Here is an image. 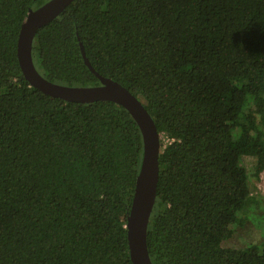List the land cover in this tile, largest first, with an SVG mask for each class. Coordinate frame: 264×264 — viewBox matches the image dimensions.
<instances>
[{
    "label": "trees",
    "instance_id": "obj_1",
    "mask_svg": "<svg viewBox=\"0 0 264 264\" xmlns=\"http://www.w3.org/2000/svg\"><path fill=\"white\" fill-rule=\"evenodd\" d=\"M45 1L0 0V264H132L142 134L115 102L66 101L25 79L20 28ZM81 43L160 133L152 263L264 264V241L224 245L260 202L250 173H264V0H75L38 30L37 70L100 84Z\"/></svg>",
    "mask_w": 264,
    "mask_h": 264
},
{
    "label": "water",
    "instance_id": "obj_2",
    "mask_svg": "<svg viewBox=\"0 0 264 264\" xmlns=\"http://www.w3.org/2000/svg\"><path fill=\"white\" fill-rule=\"evenodd\" d=\"M36 1L38 0H34ZM73 1L75 0H47L35 8L32 4L29 6L18 38L19 65L29 84L48 96L81 103L112 101L123 106L132 115L142 134L143 151L131 209L127 217L128 249L132 264H153L147 247V230L157 197L161 152L160 133L154 119L140 98L132 91L95 70L82 43L83 59L89 69L99 78L100 84L98 85L70 86L55 83L37 70L33 60V41L38 30L54 20Z\"/></svg>",
    "mask_w": 264,
    "mask_h": 264
},
{
    "label": "rangeland",
    "instance_id": "obj_3",
    "mask_svg": "<svg viewBox=\"0 0 264 264\" xmlns=\"http://www.w3.org/2000/svg\"><path fill=\"white\" fill-rule=\"evenodd\" d=\"M163 140L164 143L168 142L166 138ZM253 163V159L246 158L248 169L252 168ZM250 188L260 202L249 208L242 224L233 227V235L224 243L227 247L243 248L264 241V173L258 179L250 173Z\"/></svg>",
    "mask_w": 264,
    "mask_h": 264
}]
</instances>
